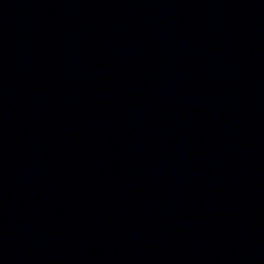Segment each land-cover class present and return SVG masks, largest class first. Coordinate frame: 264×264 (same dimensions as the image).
<instances>
[{"label":"water","instance_id":"1","mask_svg":"<svg viewBox=\"0 0 264 264\" xmlns=\"http://www.w3.org/2000/svg\"><path fill=\"white\" fill-rule=\"evenodd\" d=\"M0 264H264V0H0Z\"/></svg>","mask_w":264,"mask_h":264}]
</instances>
